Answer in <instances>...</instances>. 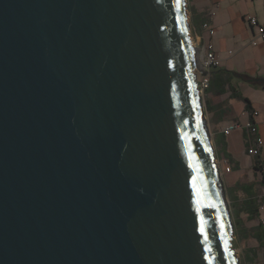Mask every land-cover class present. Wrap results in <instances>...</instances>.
I'll use <instances>...</instances> for the list:
<instances>
[{
    "label": "water",
    "instance_id": "1",
    "mask_svg": "<svg viewBox=\"0 0 264 264\" xmlns=\"http://www.w3.org/2000/svg\"><path fill=\"white\" fill-rule=\"evenodd\" d=\"M184 0H0V264H239Z\"/></svg>",
    "mask_w": 264,
    "mask_h": 264
},
{
    "label": "crops",
    "instance_id": "2",
    "mask_svg": "<svg viewBox=\"0 0 264 264\" xmlns=\"http://www.w3.org/2000/svg\"><path fill=\"white\" fill-rule=\"evenodd\" d=\"M219 1L189 0V8L198 45L203 48L212 43L221 60V66L208 73L210 84L203 90V102L215 142L216 157L219 161L228 157L232 164V170L224 173L229 203L239 224L238 231H244L246 238L252 237L258 242L257 248L248 249L252 255H248L249 260H254L258 248L264 249V218H261L264 217V193H261L264 186V147L260 155H248L246 134L236 130L225 135L224 130L233 122L264 121V39L249 24L247 15H254L261 22H264V17L257 9L258 0H252V9L244 5L230 15V23L233 24L229 27L232 31L230 35H225L222 41L214 40L211 34L214 29H211V37L207 41L206 26L211 18L208 9L212 7L209 4ZM217 20L215 16L216 32L213 36L224 27ZM241 74L248 78H242ZM244 98L249 99L252 110L248 109ZM254 110L259 112L256 117L251 114ZM259 133L264 138V129ZM255 166H261L262 170ZM244 217L249 221L258 220V223L243 227Z\"/></svg>",
    "mask_w": 264,
    "mask_h": 264
},
{
    "label": "rangeland",
    "instance_id": "3",
    "mask_svg": "<svg viewBox=\"0 0 264 264\" xmlns=\"http://www.w3.org/2000/svg\"><path fill=\"white\" fill-rule=\"evenodd\" d=\"M251 1L252 0H220L218 3L209 4V6H212V7L208 9L209 16H211V18L209 19L210 21L208 22V27L206 26V28H207L206 29L207 41L210 40V37H211L210 30L211 29H214V32L212 34V37H214V40L222 41V39L224 38L225 35H230L232 31H230L229 27H230V25L233 26V24L230 23V15L233 14V12H235L236 10L239 11L240 8H244V5H247V7L250 6V8L252 9L253 7H252ZM184 2H186L185 5L187 7V16H188L187 20H188V23L190 25L189 35L191 38V43H192L193 47H195L199 50L198 56H197V61L202 66L204 56H203L202 50L200 49V46L198 45V43L196 41L195 33L193 30L191 11L189 8V0H184ZM256 4L258 5L257 9H258L260 15L262 17H264V0H258ZM206 8H208V7H206ZM220 9H221V11H220ZM215 16L217 17V19H218L217 21L219 22V24H222L224 27H221L218 30V33L215 36H213L216 32L215 27H214L215 24L213 22ZM194 73L196 75V81L198 84L199 77L201 75L200 70L197 67H195ZM197 88L199 89V97L202 101V105H203V108L205 110V104L203 102V98H204L203 94L204 93L201 90L199 84L197 85ZM205 117H206L205 119H206V122H207V125L209 128V120H208V116H207L206 112H205ZM209 131H210V128H209ZM210 138H211L210 141H211V144H212L215 156H216L215 142H214L213 136L211 134V131H210ZM247 154H248V152H247ZM248 155H250V154H248ZM214 162L216 163L217 169L219 171V175H220V178L222 180L223 187L225 190L227 204L229 206V212L231 215V222H232L233 228H234L233 234H232V239H231L232 243H233L232 247L235 251V255L238 259V262H239V264H264V249L262 247L258 248L257 258L254 260H249L248 255H250V256H252V255L250 254V252H248V249H250V247L251 248H255V247L257 248L258 242L255 241L252 237L246 238V236H244V233H243L244 231H238L237 226H239V224L236 223V217H235V215L232 211V208L230 206L229 198H228V194H227V187H226V180H225L226 174L224 173V170L222 169V167L219 163L220 161L217 159V157L214 159ZM261 193H262V190H261ZM261 218H264V217H261ZM242 223H243V227L244 226L250 227L253 224H257L258 220H256V221L250 220L249 221V220H246V218L244 217V219L242 220Z\"/></svg>",
    "mask_w": 264,
    "mask_h": 264
},
{
    "label": "built area",
    "instance_id": "4",
    "mask_svg": "<svg viewBox=\"0 0 264 264\" xmlns=\"http://www.w3.org/2000/svg\"><path fill=\"white\" fill-rule=\"evenodd\" d=\"M247 21L249 24L257 30L259 37L264 39V22H261L256 16L254 15H247ZM213 30H211V34H213ZM256 44V42H254ZM203 52V64L202 67L210 71L212 69L218 68L221 66V60L213 46L212 43L206 44L203 48H200ZM201 90H206L210 84V76L209 74L200 75L199 82H198ZM253 117H256L259 112L254 110L252 113ZM264 129V121L256 122V121H248L246 123L240 122H233L228 125L225 130L224 134L229 135L233 131L241 130L246 134V140L248 143L247 152L250 155L256 156L260 155L263 147H264V138L260 135V131ZM220 165L224 172H230L232 170V164L230 163V159L228 157H224L220 161ZM262 191L264 193V186L262 187Z\"/></svg>",
    "mask_w": 264,
    "mask_h": 264
},
{
    "label": "trees",
    "instance_id": "5",
    "mask_svg": "<svg viewBox=\"0 0 264 264\" xmlns=\"http://www.w3.org/2000/svg\"><path fill=\"white\" fill-rule=\"evenodd\" d=\"M242 78H248V76L247 75H245V74H241L240 75ZM244 100H245V102L247 103V107H248V109L249 110H252V107H251V103H250V101H249V99L248 98H244ZM256 167V169H258V170H260L261 169V166H255ZM262 170V169H261ZM263 181H264V173H263ZM264 233V232H263ZM259 236V238H261V235H258Z\"/></svg>",
    "mask_w": 264,
    "mask_h": 264
}]
</instances>
